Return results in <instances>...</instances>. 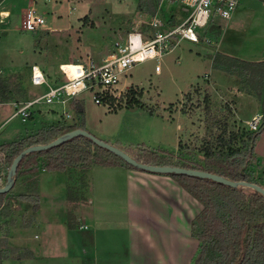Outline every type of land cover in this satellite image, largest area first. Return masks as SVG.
Returning a JSON list of instances; mask_svg holds the SVG:
<instances>
[{
  "label": "rangeland",
  "instance_id": "374dc122",
  "mask_svg": "<svg viewBox=\"0 0 264 264\" xmlns=\"http://www.w3.org/2000/svg\"><path fill=\"white\" fill-rule=\"evenodd\" d=\"M138 2L2 1V7L10 10L11 16L0 30V77L8 84L11 99L0 103V144L17 140L51 122L47 115L54 110L46 104L25 122L18 116L7 120L15 104L47 90L46 85L30 83L31 66H41L51 81H64L61 63L86 62L89 57L101 60L120 35L142 30L151 19L137 10ZM33 6L45 17L48 29H21L24 12ZM85 15L87 18L82 19ZM161 15L165 20L180 23L187 13L179 4L165 1ZM199 32L204 35L201 40L183 39L179 47L162 59L159 72L151 59L130 69L123 78L127 87L118 108L95 104L91 93H83L80 97L88 131L114 146L117 140L122 141L120 145L133 154L156 153L165 158L173 156L171 159L180 162L202 161L204 145L224 127L227 132L237 131L241 135L243 131H255L241 119L243 113L255 109L252 104L240 102L236 108L234 96L211 83L210 74L217 75L212 71L211 58L223 52L250 59L264 52V0H241L232 18H216L213 27L210 23ZM218 76L229 84L236 81L241 88L238 76ZM53 105L58 117L74 122L73 118H65L61 105ZM67 108L72 112L70 104ZM251 162L249 169L264 187V133L256 142ZM107 168L96 166L86 173L87 185L81 190L85 203L79 209V205H71L78 216L77 228L64 238L60 233L61 221L57 220L53 233L42 234L45 227L41 195L39 210L34 212L33 200L23 197L29 192V180L16 181L0 205V240L7 242L6 247H0V253L8 256L0 264H193L199 241L191 226L202 210L201 202L172 174L165 177L166 173L139 169L145 175L128 177L124 184L122 175ZM72 173L75 180L80 179L78 170ZM68 208L67 201V212ZM27 250L32 256L18 258L27 255Z\"/></svg>",
  "mask_w": 264,
  "mask_h": 264
},
{
  "label": "trees",
  "instance_id": "16d2710c",
  "mask_svg": "<svg viewBox=\"0 0 264 264\" xmlns=\"http://www.w3.org/2000/svg\"><path fill=\"white\" fill-rule=\"evenodd\" d=\"M3 0H0L2 2ZM161 0H139L137 10L147 17H153ZM87 18L85 15L82 19ZM214 26V21L211 27ZM218 32V29L216 30ZM215 68L223 69L240 78V82L252 86L255 96L262 101V123L258 130L251 132H227L224 127L213 140L203 148V160L176 161L171 158L151 154H133L131 156L150 165L180 166L204 170L222 175L231 180H245L262 183L251 170L256 142L264 133V61H248L223 52L213 57ZM11 99L8 84L0 77V103ZM74 122L61 118L47 122L41 128L21 138L0 144V181L7 183L8 171L14 158L26 147L47 144L77 128L86 129L84 103L80 99L70 102ZM32 117V116H31ZM245 134V135H244ZM244 135V136H243ZM240 141V144H239ZM173 155V154H172ZM179 158V157H178ZM96 166H127L122 157L103 148L85 136H77L52 148L35 151L25 155L20 161L15 182L20 178L28 181V194L24 198L32 199L34 212L39 210V175L43 170L64 172L67 174V226L70 232L75 230L77 214L71 205H79L85 200L82 188H86V173ZM80 172L75 180L73 171ZM172 176L193 197L202 204V210L192 222L193 236L199 241V251L193 264H264V195L252 188L232 187L208 178L173 173ZM85 177V178H84ZM34 195V199L33 197ZM10 193H0V205ZM13 197H11L12 199ZM75 206V207H76ZM85 237L83 236L82 239ZM0 240V247H6ZM13 251H23L13 248ZM28 251V250H27ZM18 258L32 256V252ZM7 254L0 253V261Z\"/></svg>",
  "mask_w": 264,
  "mask_h": 264
},
{
  "label": "built area",
  "instance_id": "2783aa9c",
  "mask_svg": "<svg viewBox=\"0 0 264 264\" xmlns=\"http://www.w3.org/2000/svg\"><path fill=\"white\" fill-rule=\"evenodd\" d=\"M165 1L179 4L187 16L180 23L165 20L161 17V6ZM240 2L241 0H161L155 15L146 21L145 27L120 35L110 53L101 60L89 57L86 62L67 64L68 68L61 64L64 81L49 80L41 66L33 64L30 83L35 86L46 85L47 90L15 104V110L7 120L18 116L25 122L44 104L61 105L65 118L71 119L74 115L66 109L67 105L69 107L73 99H80L86 92L92 94L95 104H107L110 109L118 108L123 104L124 87H127L123 78L127 77L130 69L151 59L156 62L155 70L159 72L162 59L179 47L183 39L199 42L204 36L199 32L200 29H205L216 18H232ZM10 16V12L0 2V30ZM46 24L45 17L33 6L24 12L21 29L35 32L45 28ZM262 119L263 115L258 113L247 124L256 131Z\"/></svg>",
  "mask_w": 264,
  "mask_h": 264
},
{
  "label": "crops",
  "instance_id": "0c3cea01",
  "mask_svg": "<svg viewBox=\"0 0 264 264\" xmlns=\"http://www.w3.org/2000/svg\"><path fill=\"white\" fill-rule=\"evenodd\" d=\"M6 10H8V9H6ZM8 11L10 12V15H11V11L10 10H8ZM46 29H48V28H46ZM213 57L214 56H212V58H211V60H212V64H211L212 71L217 73L216 76L210 74V76H211L210 78H212L211 83L213 84V86L218 88V89L221 87L222 89L227 90L228 94H231L232 96H234L235 101H236V104H235L236 108H238V105L240 104V102L245 104V105H246V103L249 105L252 104V105H250L251 108H255L253 111H249L248 113H246V115L243 113V116H241L242 121L247 123V121L252 119V117L254 115L262 112L261 100L259 101V99L255 96V93H254L255 91H254L252 86H247V85H245V83L240 82V84H241V88H240L236 81H231L229 84L228 82L227 83L225 82L226 79H224V78L222 80H220L218 75H222L224 77L229 76L233 79H235V78L233 75L226 73L225 71H223L221 69L215 68L213 65ZM236 57H239L241 59L248 60V61H264V52H260V54L257 57H250V59H245V57L243 58V55H241V57L240 56H236ZM34 64H36V63H34ZM61 64H63V63H61ZM262 85H263L262 92H264V84H262ZM229 89H231V90H229ZM34 95H36V93ZM80 100H83V99L80 98ZM50 106L53 108L54 111L48 113V115H47L48 121L53 122V121L60 120L62 117H58V114L56 113L57 109L54 107L53 104H51ZM132 110H136V108H133ZM62 112H64V108H63ZM33 115H32V117H33ZM85 122H86V127L89 128V125H88V122L86 119H85ZM179 139L181 140L182 136H180ZM117 141H118V143H116V146L127 151L125 149V147L120 145V143H122V141H120V140H117ZM107 169L109 172H117V173H119V175H122L123 180H124V184H125V180H127L128 177L130 178L132 176L145 175V174H143L145 172H143L139 169L129 168L127 166H113V167H109ZM168 175H171V174H167L165 177H167ZM39 178H40V181H39L40 184L39 185H40V195H41L42 223L44 224V227H45L44 229H42L43 231H41V232H42V234L46 233V232L53 233L54 221L57 220V221H61L60 233L62 234V238L67 237L69 235V230H68V227L66 224V221H67V218H66V216H67V186H68L67 174L64 172H53V171L43 170L40 172ZM173 179L175 180L174 177H173ZM94 186H95V183L93 181V186H92L93 190L95 189ZM85 200H86V198H85ZM89 200H90V202H94L93 199H89ZM83 203H85V201H83L82 203L79 204L78 209L81 207L80 205ZM89 214L92 217L93 209L90 210ZM57 217H59V218H57ZM51 220H53L52 223H50ZM88 223H90V222L88 221ZM46 229H47V231H46ZM94 238H95V236H94ZM17 240H18V238H17ZM19 240H21V239H19Z\"/></svg>",
  "mask_w": 264,
  "mask_h": 264
},
{
  "label": "water",
  "instance_id": "95a60500",
  "mask_svg": "<svg viewBox=\"0 0 264 264\" xmlns=\"http://www.w3.org/2000/svg\"><path fill=\"white\" fill-rule=\"evenodd\" d=\"M77 136H85V137L90 138L97 145H99L103 148H106V149L110 150L111 152L117 154L118 156L122 157L127 163H129L130 165H132L138 169H142V170H146V171H150V172H160V173H166V174L177 173V174H186V175H190V176H197V177H201V178H208V179H211V180H214L217 182H221L223 184H226V185H229L232 187L252 188V189H254V190H256V191H258L264 195V187L258 183H255V182H250V181H245V180L235 181V180H231L229 178H226L222 175L211 173V172L204 171V170L184 168V167H180V166L150 165V164L143 163L141 161H138L133 156H131L125 150H123L117 146H114V145H112V144H110V143H108V142H106L100 138H97L95 135L90 133L88 130L82 129V128H77L75 130L67 132L66 134L58 137L57 139L51 141L50 143L31 145V146H28L25 149H23L14 158V160L11 164V167L8 171L7 183L4 186H0V193H6L13 187V185L15 183V176L17 174L18 165L25 155H27L28 153H31V152L42 151V150L52 148L54 146H57V145L65 142V141H68V140H70L74 137H77Z\"/></svg>",
  "mask_w": 264,
  "mask_h": 264
},
{
  "label": "bare ground",
  "instance_id": "6f19581e",
  "mask_svg": "<svg viewBox=\"0 0 264 264\" xmlns=\"http://www.w3.org/2000/svg\"><path fill=\"white\" fill-rule=\"evenodd\" d=\"M67 64H71L72 65V63H63V65H64V68H68L67 67ZM74 64V63H73ZM71 68V67H70ZM70 74H72V73H70Z\"/></svg>",
  "mask_w": 264,
  "mask_h": 264
}]
</instances>
